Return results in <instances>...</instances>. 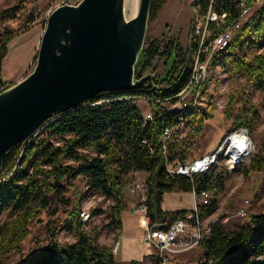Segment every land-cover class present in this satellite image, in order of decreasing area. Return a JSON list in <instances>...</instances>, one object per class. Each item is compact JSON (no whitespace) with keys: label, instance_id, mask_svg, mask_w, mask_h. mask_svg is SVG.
Listing matches in <instances>:
<instances>
[{"label":"trees","instance_id":"trees-1","mask_svg":"<svg viewBox=\"0 0 264 264\" xmlns=\"http://www.w3.org/2000/svg\"><path fill=\"white\" fill-rule=\"evenodd\" d=\"M201 1L203 5L207 3V0ZM164 2L150 0L147 22L157 16ZM213 4L217 11H225L228 18L235 17V0H214ZM19 9L17 4L0 8V21L15 17ZM34 19L30 15L27 22ZM16 34L11 28L0 29V61L7 52V43ZM195 47L192 36L186 48L172 36H145L134 65L135 77L153 69L156 56L169 59L165 72L160 77H152V85L144 81L128 89L100 91L44 120L42 128L46 126L49 133L57 134L60 142L30 136L7 150L2 160L5 177L0 180V212L4 208H9L10 212L8 218L0 222V264H3L5 254L19 247L29 231V222L50 203V193L62 194L77 175L85 177L88 188L110 200L104 226L111 230L121 224L120 211L125 207L123 188L130 171L147 173L144 178L145 203L150 227L163 226L162 222H170L176 214L186 211L161 208L163 193L172 189L191 190L197 195L201 190H207L210 198L207 203L199 204L200 217L215 210L219 192L224 188L225 170L211 164L202 171L170 173L166 162L185 163L187 149L193 141L180 137L178 130L162 140L166 126L178 125L179 129L182 121L192 134L197 135L203 129L204 121L213 115L207 105L166 106L168 101H175L174 95L187 82L189 61ZM209 63L220 64L234 80L241 76L247 85L264 92V0ZM3 85L0 73V88ZM137 97H150L151 118L143 120V112L135 102ZM244 98L248 101L246 95ZM97 100L101 101L94 103ZM235 101L236 96L230 94L223 105L224 117L232 121L230 131L240 126L250 129L257 109L246 102L235 110ZM263 168L264 158L257 156L251 158L243 172ZM80 208L79 203L70 208L43 248L13 264L132 263L133 260H116L112 246L98 242V231L82 225ZM62 226L72 233V241L57 239L56 231ZM198 245L200 257L196 264H264V211L250 213L245 221L230 229L224 227L222 217L211 221ZM152 261L159 264L154 255Z\"/></svg>","mask_w":264,"mask_h":264},{"label":"rangeland","instance_id":"rangeland-1","mask_svg":"<svg viewBox=\"0 0 264 264\" xmlns=\"http://www.w3.org/2000/svg\"><path fill=\"white\" fill-rule=\"evenodd\" d=\"M78 1L0 0V8H6L13 4H17L20 8L15 17L0 21V29L11 28L17 32L7 43V52L0 61V73L4 82L2 88L5 89L34 69L39 47V41L35 43L36 34L34 35V32L37 30V34L41 35L48 13L62 3L76 4ZM191 1L193 0H165V4L158 10L157 16L147 22L145 36L148 38L172 36L177 39L183 48H186L190 39ZM259 5L260 3L255 6L254 10ZM136 6L137 0H124L125 16L130 17L135 12ZM30 15L35 19L33 22L28 23L27 19ZM236 32H238V29L234 34ZM168 64L169 59L156 56L153 60V69H148L145 72L160 77L165 72ZM206 79L202 87L200 102L202 106L207 105L213 115L197 135L192 134L188 126L184 124L185 121H182L178 132L180 137L184 136L193 141V144L187 149L188 158L185 163L203 154L214 153L215 160L211 164L225 170L224 188L219 192L218 206L215 208L214 213L211 212L203 219L207 222L211 219L216 220L219 217L226 216L227 219L222 220V222L226 229H230L245 221L250 213L264 211V168L243 172L244 168H248L251 158L257 156L264 158V92L253 87V85H247L241 76L234 80L220 64L209 63ZM230 94L236 96L235 110L240 104L246 102L253 104L257 109L255 121L250 129L240 126L235 131H230L232 121L226 119L223 115V105ZM245 95L248 101L244 98ZM135 102L139 105L141 111L150 110V103H147L144 99L137 97ZM241 129H244L245 132ZM231 132H233L232 134L242 133L248 137L247 153L237 160H234L231 156V152H235V150L229 148L231 143L228 140L222 143V138H225ZM30 136L35 138L44 137L53 142L61 141L57 134L49 133V128L46 126L39 127L26 137ZM232 136L230 137L231 142ZM244 150L245 148H243V153ZM4 177L1 168L0 180ZM128 183L129 179L125 185ZM66 186L67 188L62 194L54 195L50 193V203L42 207L38 215L29 222L27 235L22 239L17 249L3 256V264H13L43 248L52 239L53 232L66 218L70 208L78 203L81 206L79 216L85 228L90 230V227H94V229L99 230L105 227L104 223L108 220L105 213L108 211L110 201L97 190L88 188L85 177L82 175H77L71 179V183ZM244 199H248V202L245 203ZM242 206L245 207V215L237 213V210ZM82 211L87 215L85 219L81 215ZM9 212V208H4L0 212V222L8 218ZM56 237L60 241H72L74 238L65 226L56 231ZM197 245L188 250H192ZM173 256H170L167 263L172 262ZM170 264L187 263L173 260ZM190 264H196V262Z\"/></svg>","mask_w":264,"mask_h":264},{"label":"water","instance_id":"water-1","mask_svg":"<svg viewBox=\"0 0 264 264\" xmlns=\"http://www.w3.org/2000/svg\"><path fill=\"white\" fill-rule=\"evenodd\" d=\"M117 2L79 0L76 4L62 3L48 13L34 69L0 92L21 81L17 89L0 99V171L7 150L56 112L66 111L100 91L128 89L144 81L152 85L151 73L134 76L150 0H137L130 17L125 16L124 0ZM100 12L103 20L97 25ZM138 18L140 28L133 33L131 42L124 43L118 24L126 28L129 24L134 30ZM55 44L59 45L58 52Z\"/></svg>","mask_w":264,"mask_h":264},{"label":"built area","instance_id":"built-area-1","mask_svg":"<svg viewBox=\"0 0 264 264\" xmlns=\"http://www.w3.org/2000/svg\"><path fill=\"white\" fill-rule=\"evenodd\" d=\"M262 1L235 0L236 15L234 18H228L225 11H217L213 6L214 0H207V3L204 5L201 0L190 2V36L194 38L196 47L189 61L190 74L187 82L176 92L175 96L177 97V101L170 108H181L196 103L201 104L200 94L203 84L207 80L210 59L214 54L223 50L228 45L234 32L250 16L255 6ZM100 101L97 100L94 103ZM142 115L144 120L151 118L149 111H144ZM177 130L178 125L167 126L162 133V140L165 141ZM233 132L227 134L225 138L223 137L222 143L227 140L230 142L229 139ZM28 138L26 137L24 140ZM198 160L204 161V164L197 167V158L192 159L188 163L172 160L166 162V169L170 173L180 172L188 174L192 171L206 168L215 160V154H203L198 157ZM130 191L132 193L137 192L138 198L129 206V210L134 214H142L143 220L145 221L143 224L146 227L143 240L153 245L155 249L153 255L159 261V264L167 263L170 256L197 245L203 234L208 231L210 222L214 220L211 219L204 222L199 218V204L207 203L210 198L209 192L203 190L193 199L192 208L187 209L183 213L176 214L170 222H162L163 226L150 227L146 212L145 201L147 188L144 178L139 176L134 178L130 186ZM244 202L247 203L248 199H244ZM237 211L240 215L246 214L244 206L240 207ZM81 215L84 216V219L87 217L84 211L81 212ZM226 219V216L222 217V220ZM111 246L112 251L116 252L118 241L115 240ZM150 264H153L152 260Z\"/></svg>","mask_w":264,"mask_h":264},{"label":"crops","instance_id":"crops-1","mask_svg":"<svg viewBox=\"0 0 264 264\" xmlns=\"http://www.w3.org/2000/svg\"><path fill=\"white\" fill-rule=\"evenodd\" d=\"M34 35L36 37L35 43H37L40 39V34H37V30H35ZM209 118L204 121L203 127H205ZM146 174L147 173L142 170L128 172L127 178L129 179V183L123 188L125 207L120 211V226L116 230H111L107 227H103L99 230L96 229L99 231L97 237L98 242L111 246L112 243L117 240L118 248L116 252H113L114 258L118 261L125 262L133 260L130 264H150L155 251L153 245H150L143 240L146 233V227L143 224L145 221L143 220L142 214H134L129 210V206L138 198L137 192L132 193L130 191L131 183L137 176L145 178ZM196 197L197 194L194 191L172 189L163 193L160 206L163 210H187L192 208L193 199ZM90 229L92 230L94 227H90ZM198 253H200L199 245L192 250L174 254L172 262L173 260H178L181 263L187 264L197 262L199 260L198 256L200 255Z\"/></svg>","mask_w":264,"mask_h":264},{"label":"bare ground","instance_id":"bare-ground-1","mask_svg":"<svg viewBox=\"0 0 264 264\" xmlns=\"http://www.w3.org/2000/svg\"><path fill=\"white\" fill-rule=\"evenodd\" d=\"M118 2H119V0H118ZM118 2H117V4H118ZM103 20V16H102V14H101V12L100 13H98L97 14V18H96V22H97V25L99 24L100 25V23H102L101 21ZM126 22V21H125ZM140 24H141V20L138 18V19H136V21L134 22V24H133V26L135 27L134 28V30H132V26H129V24H127V28L124 26V24L122 23V24H118V30L121 32L120 34H121V39L123 40V42L124 43H126V42H128V41H130L131 42V40H132V38H133V33H135V32H137L138 31V29L140 28ZM130 27V28H129ZM126 28V29H125ZM96 29V28H95ZM130 29V30H129ZM94 31V30H93ZM97 31V30H96ZM97 37V36H96ZM99 37V36H98ZM104 41V38L103 37H101L100 38V42H103ZM126 41V42H125ZM93 42H95V43H97V45H99V43L97 42V39L96 38H94L93 37ZM54 49L55 50H57V52L59 51L58 49H59V45L58 44H55L54 45ZM20 83H21V81H19V82H17V83H15V84H13L9 89H7L6 91H4L3 93H1L0 94V99H2V98H5L6 96H8V93H11L12 91H14L15 89H17L18 87H19V85H20ZM202 91V90H201ZM176 95V94H175ZM174 95V97L176 98L175 99V101L173 102V103H170L169 101L167 102V107L168 108H170V106L172 105V104H174L176 101H177V97ZM200 96H201V94H200ZM142 99H144L147 103H151L150 102V97H144V98H142ZM197 104V103H196ZM147 111H149L150 112V110H147ZM151 113V112H150ZM143 116V115H142ZM144 120V119H143ZM168 126H173V125H168ZM167 127V126H166ZM165 127V128H166ZM242 131H244L245 132V130L244 129H241ZM233 135V136H232ZM231 136H232V142H231V139H229L230 140V145H229V148H230V150L231 149H233V150H235V152H231L232 154H231V156H232V158L234 159V160H237V159H239V157L240 156H243V155H245L246 153H247V151H246V147H247V144H248V137H246L244 134H242V133H239V134H232ZM230 136V137H231ZM231 146V147H230ZM243 148H245V150H244V153H243ZM204 164V161H202V160H198V158H197V162H196V165H197V167L198 166H201V165H203ZM211 164V163H210ZM210 164L206 167V168H208L209 166H210ZM206 168H204V169H201V170H197V171H202V170H205ZM201 191H203V190H201ZM200 191V192H201ZM205 191H207V190H205ZM198 215H199V218H200V220H202V221H204V219L203 218H201L200 217V208H199V206H198ZM205 222V221H204Z\"/></svg>","mask_w":264,"mask_h":264}]
</instances>
